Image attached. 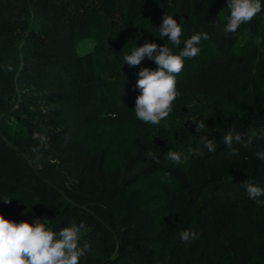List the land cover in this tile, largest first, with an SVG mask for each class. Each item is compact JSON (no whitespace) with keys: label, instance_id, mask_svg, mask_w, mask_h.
Wrapping results in <instances>:
<instances>
[{"label":"trees","instance_id":"obj_1","mask_svg":"<svg viewBox=\"0 0 264 264\" xmlns=\"http://www.w3.org/2000/svg\"><path fill=\"white\" fill-rule=\"evenodd\" d=\"M164 15L181 24L182 39H208L185 59L172 113L153 126L135 110L116 111L117 82L120 59L145 42L183 48L158 36ZM229 16L228 0H0V214L17 223L37 214L55 232L84 222L79 247L89 249L80 264H264V205L242 186L264 187L256 158L264 151V9L236 33L225 31ZM82 41L92 49L67 70L57 49ZM234 59L227 82L232 62L222 63ZM201 81L213 89L191 88ZM69 96L92 113L83 125L68 121ZM232 128L255 135L248 147L234 145L238 155L223 144ZM189 148L203 155L184 165L167 157ZM166 172L171 183L161 180ZM188 229L199 238L185 245L179 233Z\"/></svg>","mask_w":264,"mask_h":264},{"label":"clouds","instance_id":"obj_2","mask_svg":"<svg viewBox=\"0 0 264 264\" xmlns=\"http://www.w3.org/2000/svg\"><path fill=\"white\" fill-rule=\"evenodd\" d=\"M230 16L225 31L236 33L241 25L250 23L264 9L261 0H228ZM159 37H168V42L174 48H183L179 53H174L173 48L166 45L160 46L156 43L145 42L143 46L136 47L130 55L124 56V61L130 67H136L147 57L157 65L155 70L142 68L139 73L136 87L140 95L135 102V116L145 124L159 126L161 121L166 120L173 111L174 102L180 95L177 91V76L185 66L186 58H195L200 49L198 45L201 40H207L208 34L201 32L193 34L190 38L182 39L183 28L172 16L164 15L159 27ZM6 70H13L11 65L5 66ZM196 131L205 129L204 120L195 121ZM33 138L42 142L46 137L38 133ZM255 139L254 134L241 133L232 128L223 137V144L232 155H238L239 149L234 145L243 147L250 146ZM201 143L208 152H215L217 145L214 140L201 136ZM148 155L154 160L158 157L152 151ZM203 155L201 149L189 148L187 154L175 151H168L167 157L173 165H184L189 157ZM257 159L264 160V151L256 154ZM39 157H37V160ZM37 168L42 167L40 164ZM162 181L171 183V173H164ZM248 198L255 201L258 206L264 205V187L254 183L242 185ZM5 204L12 199L7 196L2 198ZM85 228L84 222L79 225L73 223L63 227L58 232L53 231L42 223L40 219H34L32 223L27 221L15 222L6 219L0 214V264H80L81 258L89 249L85 244L79 247L81 231ZM180 240L188 245L199 238V233L188 229L179 233Z\"/></svg>","mask_w":264,"mask_h":264},{"label":"rangeland","instance_id":"obj_3","mask_svg":"<svg viewBox=\"0 0 264 264\" xmlns=\"http://www.w3.org/2000/svg\"><path fill=\"white\" fill-rule=\"evenodd\" d=\"M64 46L57 49V56L58 59L61 61L62 65L64 68H66L67 70H69V68H67L69 65L71 66L72 61H73V56L77 53L78 55H84L86 54L88 51H90L93 47V44L91 42H87V41H82L80 43V45L78 46V49H71L68 47L67 44H63ZM134 51V50H132ZM132 52L129 53V55ZM124 56L120 59V63L123 61V68L120 71V75L118 78V82L117 84H119V86H117L118 88V92H120V104L118 102V104L120 105V109L116 110V111H120L122 114H129L131 112H133L134 108H135V102H136V98L140 95V91L139 89L136 87V83L137 80L139 79L138 73L142 68H149L152 70V68L149 65L148 60L146 61L145 59L141 62V64L139 66L136 67H130L127 63H125L124 61ZM119 60V58H114V60H112L111 62L114 64ZM232 62V63H231ZM230 66H228V69L230 68V70H228V81L231 80L233 74L235 71H237V69L239 68V63L237 64L236 60H226L222 63V70L229 64ZM214 74L215 71H213V73L211 72V78H214ZM214 82V79H213ZM226 82V83H227ZM60 84L59 81H55L52 80V85L55 87H57ZM121 85V86H120ZM60 86V85H59ZM58 86V87H59ZM191 88H194L198 91H208V90H212L213 86L210 84V82L207 81H201V82H196L192 85H190ZM59 89L65 91V87H59ZM189 89V87H188ZM68 108H69V116H68V121L73 124L74 126L78 125H83V120L86 119L87 116H91L92 113L87 112V111H82L80 112L75 104H74V100L71 96L68 97V102H67ZM116 109V107L114 106L112 109ZM119 108V107H118ZM109 116L112 118H115L116 116H118L117 113L115 112H111L109 113ZM73 122V123H72ZM34 219H40V221L43 223L41 217H39L37 214H32L30 216V218L27 220V222L32 223L34 221Z\"/></svg>","mask_w":264,"mask_h":264}]
</instances>
